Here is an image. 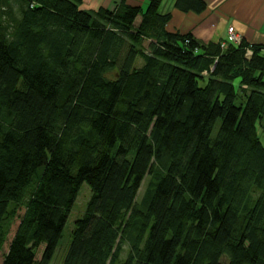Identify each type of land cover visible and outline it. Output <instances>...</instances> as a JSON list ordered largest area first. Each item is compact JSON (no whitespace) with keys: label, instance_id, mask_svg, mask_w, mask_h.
<instances>
[{"label":"trees","instance_id":"16d2710c","mask_svg":"<svg viewBox=\"0 0 264 264\" xmlns=\"http://www.w3.org/2000/svg\"><path fill=\"white\" fill-rule=\"evenodd\" d=\"M15 1L0 0V252L19 223L0 264H51L84 183L62 264H264V44L171 31L163 0Z\"/></svg>","mask_w":264,"mask_h":264},{"label":"crops","instance_id":"0c3cea01","mask_svg":"<svg viewBox=\"0 0 264 264\" xmlns=\"http://www.w3.org/2000/svg\"><path fill=\"white\" fill-rule=\"evenodd\" d=\"M14 1V0H13ZM122 0H80L85 9L106 7L113 9ZM206 10L201 13L182 12L175 7L176 0H163L160 10L171 13L169 30L191 32L203 42L219 41L228 37V27L234 26L240 40L264 44V0H205ZM19 1H15L18 6ZM129 4L146 8L149 0H126ZM252 51L250 49L247 52Z\"/></svg>","mask_w":264,"mask_h":264},{"label":"rangeland","instance_id":"374dc122","mask_svg":"<svg viewBox=\"0 0 264 264\" xmlns=\"http://www.w3.org/2000/svg\"><path fill=\"white\" fill-rule=\"evenodd\" d=\"M225 46H227V44ZM222 47H224V46H222ZM139 61H140V59H139ZM219 125H220V122H218V124L215 128L214 134L217 133ZM258 132L260 133L261 142L264 145V119H263V121H261V123L258 126ZM149 178L150 177H147L145 182L142 184V187H141L140 192H139V198H142L143 193L145 192ZM90 196H91V189L88 186V184L84 183L81 190H80V194L78 196L76 204H75L74 208L71 210L70 216L68 218L67 224H66L65 229H64L63 237L60 241L59 247L56 251V254H55L51 264H62L64 256L67 252L66 250H67L68 245H69L70 240H71V234H72V230H73L74 225H75V220H77L79 217H81L85 213V209L87 206L86 204H87ZM18 223H19L18 220H16L13 223V226L11 228V232L8 235V238L4 244V247L1 250V252L7 251L8 247H9V243L11 242V240L13 238V235L16 231ZM42 250H43V248L41 247V249L39 251L38 258H39V256H41ZM126 250H127V248H125V251ZM1 252H0V261H1Z\"/></svg>","mask_w":264,"mask_h":264},{"label":"built area","instance_id":"2783aa9c","mask_svg":"<svg viewBox=\"0 0 264 264\" xmlns=\"http://www.w3.org/2000/svg\"><path fill=\"white\" fill-rule=\"evenodd\" d=\"M229 33H230L229 37H230L231 40H233L235 42H239L240 41V37H239V35H237V33L235 31V28L233 26L229 27ZM225 45H226L225 42H223L222 46L225 47ZM247 54L250 55L251 51H249Z\"/></svg>","mask_w":264,"mask_h":264}]
</instances>
